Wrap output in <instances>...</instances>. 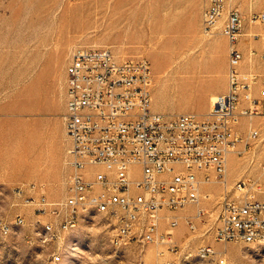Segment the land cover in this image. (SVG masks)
<instances>
[{
  "label": "rangeland",
  "instance_id": "374dc122",
  "mask_svg": "<svg viewBox=\"0 0 264 264\" xmlns=\"http://www.w3.org/2000/svg\"><path fill=\"white\" fill-rule=\"evenodd\" d=\"M207 2L0 0V214L9 221L17 214L25 217L11 234H0V264H217L222 257L224 264H264V242L220 240L214 233L224 194L264 198V140L251 142L244 154L229 155L226 185L204 182L208 197L200 203L164 210L179 216L173 229L176 250L135 239L115 245L112 220L93 210L63 239L45 241V223L53 216L8 194L10 187L32 181L42 184L51 200L66 194L69 141L62 114L66 66L76 46H108L120 57H148L155 110L207 113L212 96L228 88L229 68L227 36L203 29ZM228 2L243 16L238 45L245 54L242 69L248 70L264 52V21L250 18L264 11V0ZM244 181L246 186L238 187ZM167 225L164 217L161 227ZM203 244L213 245V258L197 254Z\"/></svg>",
  "mask_w": 264,
  "mask_h": 264
},
{
  "label": "built area",
  "instance_id": "2783aa9c",
  "mask_svg": "<svg viewBox=\"0 0 264 264\" xmlns=\"http://www.w3.org/2000/svg\"><path fill=\"white\" fill-rule=\"evenodd\" d=\"M250 18L264 21V11ZM203 29L207 34L220 31L229 40L228 88L216 94L205 114L155 110L152 64L146 56L120 57L108 46L72 50L62 114L69 141L66 194L51 200L34 181L8 189L13 198L53 216L45 223L51 234L40 233L45 241L63 239L66 230L78 226L81 209L98 204L112 220V237L119 245L135 239L176 250L173 229L179 216L170 212L208 197L202 192L204 182L226 185L229 155L244 154L251 142L264 140V127L258 125H264V52L258 65L242 69L245 54L238 43L243 16L228 0H208ZM262 40L264 45V35ZM242 183L238 187L246 186ZM220 204L217 239L264 240V198L224 194ZM164 217L168 225L162 228ZM24 223L22 214L12 221L0 214V234L7 236ZM215 253L212 244L197 251L211 258ZM53 258L59 259L58 250ZM215 260L225 263L223 257Z\"/></svg>",
  "mask_w": 264,
  "mask_h": 264
},
{
  "label": "bare ground",
  "instance_id": "6f19581e",
  "mask_svg": "<svg viewBox=\"0 0 264 264\" xmlns=\"http://www.w3.org/2000/svg\"><path fill=\"white\" fill-rule=\"evenodd\" d=\"M215 96L216 94H214L212 96V99L214 100L215 99ZM212 100V101H213ZM100 211L101 212V206L98 205V204H88L86 205L84 208L81 209V217H80V220L82 218H84L90 211ZM79 220V221H80ZM75 228V227H74ZM47 234H51V225L50 224H46V232ZM111 241L115 244V245H119V242L114 239L113 237L111 238ZM254 242H264V240H259V241H254ZM125 243H128V242H120V245L122 244H125ZM201 256L205 257L206 255L205 254H200ZM59 258H60V255L58 254Z\"/></svg>",
  "mask_w": 264,
  "mask_h": 264
},
{
  "label": "crops",
  "instance_id": "0c3cea01",
  "mask_svg": "<svg viewBox=\"0 0 264 264\" xmlns=\"http://www.w3.org/2000/svg\"><path fill=\"white\" fill-rule=\"evenodd\" d=\"M212 96V95H211ZM211 101H212V99H211Z\"/></svg>",
  "mask_w": 264,
  "mask_h": 264
}]
</instances>
